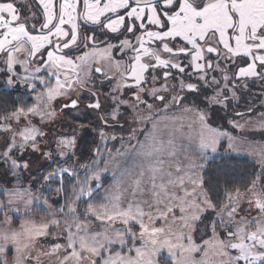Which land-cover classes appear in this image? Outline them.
Returning <instances> with one entry per match:
<instances>
[{
	"label": "snow or ice",
	"instance_id": "1",
	"mask_svg": "<svg viewBox=\"0 0 264 264\" xmlns=\"http://www.w3.org/2000/svg\"><path fill=\"white\" fill-rule=\"evenodd\" d=\"M35 2L39 17L31 9L22 17L15 3L0 2L5 87L27 86L35 93L31 106L0 113V162L18 177L30 167L23 159L27 150L52 159V151H42L48 147L41 144L47 133L33 119L46 124L64 110L78 109L81 92L91 97L85 107L104 113L98 116L100 145L89 164L75 165L84 175L72 188L73 201L49 221L25 220L13 227L6 210L29 215V205L39 197L29 188L2 190L7 200H0V264H156L165 250L173 264H264V180L258 176L243 191L225 188L222 193L205 181V164L198 161L214 158L210 154L217 152L221 138L228 139L229 149L236 138L211 129L207 109L184 104L183 95L196 94L209 108H226L238 89L248 87L245 81L264 82V0ZM32 20L39 21V28ZM98 32L116 42L98 43ZM74 51L80 54H69ZM17 65L23 73L15 70ZM94 73L109 83L105 97L111 104L102 107L100 94L91 91ZM61 99L66 102L58 111L55 104ZM177 107L189 115L169 117ZM121 109L132 122L150 125L151 132L141 142L132 129L128 147L113 152L108 143L124 137L104 129L119 125L126 114ZM186 118L189 148L196 139L195 158L188 153L181 158L184 149L174 134L166 140L155 135L161 120L179 119L183 129ZM260 119L264 128V113ZM75 146L76 137L65 136L55 150L67 158L75 156ZM126 154L131 166L121 164ZM259 156L264 163V148ZM109 172L114 180L110 194L94 204L93 192ZM65 174L80 175L58 167L43 179L58 178L56 191L61 192ZM39 203L48 205L47 199ZM203 220L209 221L205 227L211 234L197 243L191 233Z\"/></svg>",
	"mask_w": 264,
	"mask_h": 264
},
{
	"label": "rangeland",
	"instance_id": "2",
	"mask_svg": "<svg viewBox=\"0 0 264 264\" xmlns=\"http://www.w3.org/2000/svg\"><path fill=\"white\" fill-rule=\"evenodd\" d=\"M0 2H5V0H0ZM10 2H13L16 4V7L19 9L21 16H27L30 15L29 9H31L32 12H35L36 15L39 17L41 15V12L37 10V5L35 0H11ZM31 23H35L37 28H39L40 23L38 20H32ZM103 47V46H101ZM70 55H79V51H74L69 53ZM119 58V57H118ZM35 66V64L33 65ZM1 68H5V65L3 63H0ZM0 68V69H1ZM17 72L23 73L24 69L22 66L17 65L16 69ZM0 71V78H5V81L7 79V73ZM54 84L55 81H52ZM244 83L248 84V87L246 90L248 91L249 94H252L253 97L255 98L256 102L260 105H262V108L257 109V111L254 113L253 117H250L249 115H241V116H236V110L233 103H229L228 106L221 107V106H212L208 107L202 102V98L197 96L196 94L193 93H183V95L191 96V98H188L184 101V104L186 105H193L195 104L199 108L202 109H207L209 115L207 119V124L211 127V129H218L222 132H226L230 134L232 137L236 138L233 140V148L229 149V141L227 138H221L220 144L218 146L217 152L214 154H210L211 157L206 161L204 160H199V163L205 164V167L201 169V174L203 175L204 169L207 167V164L210 160H213L217 157L221 156H228V155H238V156H246L252 161L256 163L259 169V175L261 177V180H264V176L261 175L262 172H264V163H261L259 152L261 151L262 148H264V128L261 127V119L260 115L261 113H264V82H255L252 83L250 81H245ZM92 84L95 85L94 79L92 80ZM250 85V86H249ZM262 85V87H261ZM5 86V84H4ZM96 86V85H95ZM16 87H21L24 88V90H28L31 92V97L34 101V96L35 93H33L27 86H21L17 85ZM242 88V87H241ZM103 94V93H100ZM105 97V95H103ZM107 99L102 100V105H107L111 104V101L108 103ZM237 105L241 106V103L243 102V94L237 90ZM66 102L64 100H58L55 104V107L59 111V107L61 103ZM32 103V104H33ZM31 106V105H30ZM29 107V106H26ZM71 112H74L77 114V110H69ZM121 111H125V115L119 119V123L123 122V128L120 127V129H117L115 131H110V130H105L110 135H115L118 138L119 137H124L123 140L117 139L113 140L108 143L107 147L112 149L113 152L117 149H121V145H124V147H128V136L130 135V132L132 129H137V140L143 142L146 138V136L151 132V126L150 125H141L137 124L131 121L130 114L126 112L125 109H121ZM90 112H93L90 110ZM169 117L176 116L180 117L181 115H189V114H184L182 113L181 109L179 107L174 108L171 112L167 114ZM250 118V119H248ZM82 119H76L74 120L73 117H71V113L68 112L67 110L59 113V115L55 118L54 122H49L46 124H42L39 120V118H34L33 123L36 124L37 126L43 128V130L47 133L45 136L44 140L41 141V144L47 143L48 147L47 148H42V151H52V159H46L43 157L40 153H34L31 151V149L27 150L24 153L23 159L27 160L30 164V167L28 170L22 171V176L24 180H28L29 177L43 169H45L48 166H53L54 169L58 167H68L71 170H75L80 173L78 177H76L74 184L72 183V188L73 187H78V180L83 179L84 175V169L83 168H75L76 164H89L90 161L95 159L93 155V149L96 148L97 146L100 145V136L98 134V128L97 124L93 122L92 126H87L88 124L85 122H82ZM180 123L181 121L179 119L173 121L171 119L165 121L161 120L159 124V131L155 133L157 138H163L167 139L169 134H174L175 140L178 146L182 145L184 151H181L179 155L181 158L185 153H188L192 155L194 158L197 156V153L194 151V145L196 143V139L192 141L193 147L189 148V139H188V133L190 129L188 128V120L187 118L183 121L184 123V128H180ZM236 124L243 125L242 128L235 127ZM147 128V131H145L143 134L139 131L140 129H145ZM198 128V125H197ZM86 131H95L94 132V141L93 144L89 149H84L83 146L80 145L81 142V137L84 135ZM206 135H211L210 132H206ZM6 135V134H5ZM76 137V146L74 149L75 156H68L67 158H61L58 156L57 151L55 150L56 148V143L59 138L62 137ZM3 140L4 136H0V151H3ZM136 140L132 141V144H135ZM132 149H129V154L131 153ZM19 158V157H15ZM125 161H127V164H125ZM122 166H131L132 161L128 159V154L125 155L124 159L121 161ZM53 169V170H54ZM115 171V169H113ZM13 172V170H12ZM68 175V174H67ZM72 176L68 175V178ZM2 180L0 179V183ZM27 183H30L29 180L26 181ZM114 184L113 177L111 173H106L101 176V187L96 188L93 192V196L95 199L92 201L94 204H100L104 203V197L108 196L110 194L109 189L112 188ZM15 188H29L30 185H17L12 184L10 186L7 185H0V200H7V197L3 194V189H15ZM241 189V191H243ZM32 193H34L36 196L39 197V201H43L46 198H43L42 195H39L37 191H33V189H30ZM57 200H60V197L57 198ZM39 201L34 202L32 205H29V208L31 209L29 215H23V212L20 213H13L10 210H6L7 214L12 218L13 222V227H18L19 224L22 221L25 220H31L36 223V225H40L41 223L45 221H49L53 218V215L58 216L59 213L57 212V207L53 206L51 202L48 200V205H51V208H48V205H42L39 203ZM67 203H64V206L67 204L72 203L73 201V195L67 199ZM62 203V202H61ZM63 204V203H62ZM82 204V206H81ZM79 206L80 207H85L83 203H81ZM19 206L21 209H23V204H13L12 207ZM243 206V205H242ZM243 214V213H242ZM255 214V213H253ZM210 217L212 214H207ZM83 218V217H81ZM203 219V218H202ZM209 223L208 220H203V223H197L194 226V230L192 231L191 235L193 238L196 240L197 243L201 242V238L207 239L209 235L211 234L209 231L206 230V225ZM50 232H54V228H49ZM50 239V238H49ZM61 243L63 241H60ZM40 244L46 245V241L44 239H41ZM156 264H173V261L169 258L167 251H162L159 253V255L156 258Z\"/></svg>",
	"mask_w": 264,
	"mask_h": 264
},
{
	"label": "trees",
	"instance_id": "3",
	"mask_svg": "<svg viewBox=\"0 0 264 264\" xmlns=\"http://www.w3.org/2000/svg\"><path fill=\"white\" fill-rule=\"evenodd\" d=\"M5 78H0V113H5L13 110L17 106H30L33 103L31 92L24 90L21 87L8 89L4 86ZM94 141V133L86 131L81 139L80 145L84 149H89ZM53 166H48L45 169L32 174L27 183L22 176V171L19 176L12 174V169L6 162H0V185L10 186L12 184L30 185V189L37 191L39 195L46 198L51 204L57 208L64 206L67 199L72 196V183L74 184L76 177L68 178L65 174L63 177L64 190L57 192L56 189L60 187L59 179L54 178L49 181H44L43 177L48 172L53 171ZM258 166L254 161L246 156L228 155L217 157L210 160L207 167L203 171V177L207 183L217 187L221 193L225 188L232 191L239 187L243 189L247 187L252 180L259 175ZM60 197V200L57 198ZM63 204H62V203ZM82 206V204H81Z\"/></svg>",
	"mask_w": 264,
	"mask_h": 264
},
{
	"label": "flooded vegetation",
	"instance_id": "4",
	"mask_svg": "<svg viewBox=\"0 0 264 264\" xmlns=\"http://www.w3.org/2000/svg\"><path fill=\"white\" fill-rule=\"evenodd\" d=\"M89 28H91V26H89ZM103 40H109L112 43L116 42L115 39L111 35H109V36L100 35L99 32H98L97 33V41H98V43H99V41H103ZM1 69H3V68H1ZM1 73H3V72L1 71ZM93 79H94V82H95L96 86L93 87L91 89V91L97 92L98 94L103 93V94H100V99H101V103H102V100L106 99V97H104L103 95L108 93L110 85H109V83L107 82V80L105 79L104 76H100V75H97V74L94 73L93 74ZM99 81H105V82L103 84H100ZM257 81L261 82L259 80H257ZM257 81H255V82H257ZM250 82H252V81H250ZM255 82H252V83H255ZM261 87H262V85H261ZM239 91L243 94V102L241 103V106L237 105L236 99L231 101L233 103L235 109L237 108V110L235 112L236 116H238L237 113H243V115H246V117H247V115H249L250 117H253L254 113L257 111V109L262 108V105L258 104L256 102L255 98L253 97V95L249 94L248 91L245 88H240ZM80 95H81V104H80L79 108L76 109L78 111L77 114H75L74 112L69 111L71 109H67V111L71 113V117H73L74 120L83 118L82 122L87 123L88 124L87 126H92V124L94 122L95 124H97V127H100L101 126V122L98 119V116L101 115V114H104V113H98L95 110H92V109H89V108L85 107V105L87 103L91 102V97L87 93H84V92H81ZM188 98H191V96L187 95L186 99H188ZM107 102L109 103L110 101L108 100ZM105 105H107V104L105 103ZM103 106L104 105H102V107ZM249 109H251V112H249ZM90 110H92L93 112H90ZM239 116H241V115H239ZM248 119H250V118H248ZM109 123L112 124L114 122L109 120ZM119 125H124V124L122 122V123H119ZM119 125H117L116 127H112V128H106V130L115 131V133H116V132H118L116 130L120 129ZM92 132L94 133L95 131H92ZM82 137H81V139H82Z\"/></svg>",
	"mask_w": 264,
	"mask_h": 264
}]
</instances>
